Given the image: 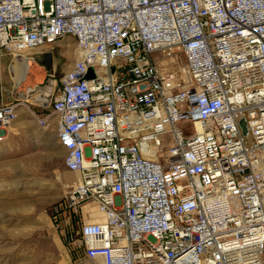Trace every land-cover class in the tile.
<instances>
[{"label": "built area", "instance_id": "obj_1", "mask_svg": "<svg viewBox=\"0 0 264 264\" xmlns=\"http://www.w3.org/2000/svg\"><path fill=\"white\" fill-rule=\"evenodd\" d=\"M67 37L37 121L56 119L84 259L264 264V0H0L1 54Z\"/></svg>", "mask_w": 264, "mask_h": 264}, {"label": "rangeland", "instance_id": "obj_2", "mask_svg": "<svg viewBox=\"0 0 264 264\" xmlns=\"http://www.w3.org/2000/svg\"><path fill=\"white\" fill-rule=\"evenodd\" d=\"M50 49L49 59L44 57L47 53L24 54L29 69L19 83L16 72L10 70L18 57L0 53V104L21 101L32 112L18 117L0 144V264H92L79 249L75 221L68 227L61 223L68 219L62 197L73 176L65 169L54 139L56 119L50 116L44 126L37 121L48 114L50 101H41L44 94H39V88L57 82L61 67L75 56L74 46L63 52L59 44ZM86 77H93L92 69ZM28 89L36 93L21 100L18 95Z\"/></svg>", "mask_w": 264, "mask_h": 264}, {"label": "crops", "instance_id": "obj_3", "mask_svg": "<svg viewBox=\"0 0 264 264\" xmlns=\"http://www.w3.org/2000/svg\"><path fill=\"white\" fill-rule=\"evenodd\" d=\"M57 44H59L60 45V48L62 49V52L63 51H65V49L68 47H73L74 46V40L72 39V38H70V37H67V38H64V39H62V40H60V41H58L57 43H55L54 45H52V46H43V47H41V48H38V49H36V50H33V51H30L32 54H42V53H44V54H46L47 53V56L45 55L44 57H46L45 59H49V57H50V54L48 53V52H51L52 50L50 49V48H53V46H55V45H57ZM69 44V45H68ZM76 59V51H75V56H74V58L72 59V61H71V63L70 64H68L66 67H61V70H62V74L64 73V72H66L71 66H72V64H73V62H74V60ZM50 61V60H49ZM49 61L48 62H46V64L48 65V63H49ZM53 70L54 71H56V65H53ZM30 112L31 114H32V112H31V110H30V108H29V106H27V104L26 103H23V102H21V101H19L18 102V104H17V109H16V112H17V119H18V117H20L21 115H23V114H26V112ZM16 123V122H15ZM14 123V124H15ZM9 134V132L6 134V138H7V135Z\"/></svg>", "mask_w": 264, "mask_h": 264}, {"label": "flooded vegetation", "instance_id": "obj_4", "mask_svg": "<svg viewBox=\"0 0 264 264\" xmlns=\"http://www.w3.org/2000/svg\"><path fill=\"white\" fill-rule=\"evenodd\" d=\"M17 61H18V60H17ZM17 61H14V63H13V64L11 65V67H10V70L16 72V74H17L16 83H17L18 80H19V69H20V63L17 62ZM28 63H29V62H28ZM26 78H27V75H26ZM23 82H24V81H23ZM48 85H49L48 88H39V89H40V90H39V91H40L39 94H41V93L44 94V98L41 99L42 102H45V101H46V98H47L48 96H50L51 90H49V88L55 90L56 80H53V82H50ZM30 93H36V89H33ZM30 93H29V94H30ZM29 94H28V95H29ZM28 95H27V97H28ZM18 96H19V95H18ZM37 97H38V100H40V99H39V95H38Z\"/></svg>", "mask_w": 264, "mask_h": 264}, {"label": "water", "instance_id": "obj_5", "mask_svg": "<svg viewBox=\"0 0 264 264\" xmlns=\"http://www.w3.org/2000/svg\"><path fill=\"white\" fill-rule=\"evenodd\" d=\"M18 61L21 64V69H22V76L21 79L19 80V82H23L25 80V77L28 73V69H29V64H28V58L24 57V56H20L18 57ZM18 82V83H19ZM31 89H28L26 91V93L21 94L20 96L22 97L21 100H27V98H23V97H27V95L31 92ZM50 96L47 97V99H49ZM241 126L243 127V124L241 123Z\"/></svg>", "mask_w": 264, "mask_h": 264}, {"label": "bare ground", "instance_id": "obj_6", "mask_svg": "<svg viewBox=\"0 0 264 264\" xmlns=\"http://www.w3.org/2000/svg\"><path fill=\"white\" fill-rule=\"evenodd\" d=\"M21 76H22V69H21V65H20V69H19V80L21 79ZM19 80H18V82H19ZM18 97L20 99L22 98L20 95ZM23 98H27V97H23ZM195 126H196L197 131L200 132L201 131V128H200L199 124H195Z\"/></svg>", "mask_w": 264, "mask_h": 264}]
</instances>
